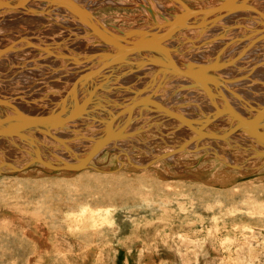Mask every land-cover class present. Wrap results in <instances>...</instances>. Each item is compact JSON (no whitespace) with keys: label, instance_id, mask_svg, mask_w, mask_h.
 <instances>
[{"label":"rangeland","instance_id":"obj_1","mask_svg":"<svg viewBox=\"0 0 264 264\" xmlns=\"http://www.w3.org/2000/svg\"><path fill=\"white\" fill-rule=\"evenodd\" d=\"M83 1L77 2L96 17L123 29L133 26L148 29L156 25L143 6L152 1L158 9L156 13L165 11L168 16V13L182 12L174 2L162 10L164 0ZM182 1L191 10H205L222 0ZM35 3L29 4L37 9L35 12L15 7L0 10L4 12L0 15V39L6 38L7 43L13 42L11 39L19 40L25 28L28 31L36 28L40 32L45 29L48 34L58 35L59 31L53 29L57 28L56 23L53 25L48 20L45 25L44 18L38 15L49 9ZM56 14L58 18L53 17L54 20H72L68 14L63 17ZM235 17H229L230 24L219 31V38H211L217 49L223 46L222 43L229 44L247 32L236 29L241 22ZM163 18L157 17L158 21L164 22L167 17ZM251 19L248 20L251 22ZM182 26L186 28V25ZM185 28L177 37V40L183 37L179 42L184 39L180 45L190 36L192 39L195 33L187 36ZM251 32L256 34L255 30H250L249 34ZM261 32L258 30L257 33ZM35 36L44 38L41 34ZM204 38L199 42L201 45ZM174 46L165 47L168 51L176 50ZM179 51L192 53L185 47ZM4 80L7 85H14L13 79L5 76ZM245 81L250 84L252 80ZM196 108L203 110V107ZM182 110L185 109L177 108L169 118H178L177 124H183L186 132L179 129V133L140 134L136 137L138 141L133 142L145 140L142 143L144 149L139 151L136 144L128 143L124 149L127 156L151 162L155 159V148L159 151L172 148L170 150L174 151L179 147L181 150L193 135L189 131L197 132L195 129H198V125H189V122H199L193 111L185 110L189 117L185 121L189 122L180 123L182 117L176 113ZM209 125L208 122L199 124ZM176 134L181 135V140ZM182 136L187 137L186 142ZM7 141L0 139V264H264V164L258 163V158L248 156L250 148H243L246 146L243 142L224 149L222 144H211L212 140H206L211 145L209 151L224 149L223 159L230 161L233 158L230 162L239 164L235 168L223 163L224 160L221 162L215 154L202 153L205 152L202 147L206 145L201 140L202 143L198 141L191 151L182 152L186 146L180 151L182 155L160 159L144 169L122 162L117 154L107 149L89 159L86 169L78 171L35 163L17 172H7L5 163L20 164V158L16 159L17 145ZM28 145L24 143L19 147L22 157L26 155L25 148L32 150ZM67 154L64 157H69ZM41 155L46 154L41 151ZM201 156L203 158L199 159Z\"/></svg>","mask_w":264,"mask_h":264},{"label":"bare ground","instance_id":"obj_2","mask_svg":"<svg viewBox=\"0 0 264 264\" xmlns=\"http://www.w3.org/2000/svg\"><path fill=\"white\" fill-rule=\"evenodd\" d=\"M73 1L79 4L77 2L78 0ZM223 1L225 0H222L221 3ZM0 2H8V4L0 6V10L15 7L16 9H27L31 12H35L37 9L29 4L37 2L35 3L38 4L36 6L49 9L38 13L39 17L44 18L45 25L48 20L52 24L55 22L57 28L53 29L59 31L58 35L54 36L52 33H46L45 29L42 28L41 32L38 29L36 30V28L34 31H28L25 28V33L20 36L21 38L19 40L11 39L13 42L9 41L10 44L7 43L6 38L4 40L3 38L0 39V95L2 96L0 97V101H5L11 106L8 107L0 104V127L4 128L23 121V115L49 118L54 115L65 116L71 114L72 117L70 121L64 122L54 128H49L48 134L40 132L35 127L22 129L19 135H6L3 133V130H0V139L8 140L7 142L10 141V143L18 147V150H16L17 154H15L16 159L17 157L18 159L20 158V164H16V167L20 168L19 170L23 169L26 163L37 157L43 161L53 162L57 165L64 163L76 164L92 150L97 140L104 136L107 123H109L111 129L118 131V134L100 145L90 159L100 155L104 150L110 149L117 154V157L122 162L130 164L137 169H144L149 164L158 162L160 159L182 155L180 151L183 148L187 146L182 151L187 152L195 144L198 145V141L202 140L206 145L202 147L203 150H201L205 151L202 153L209 152V154H215L220 161L224 160L223 163L228 166L230 165L235 168L239 167V164L236 165L234 162H230L233 158L230 161L223 159L224 155L222 150L227 146L235 144L241 145L242 142L246 145H242V147L244 146L243 148L247 146L250 148L248 156L258 158V163L264 164V121L261 123L258 119L264 113V0L247 1L248 4L257 7L260 14L243 10L231 13L215 21H210L212 17L203 18L200 15H195L188 18L185 22L184 17H181L180 14L186 12L185 7L187 5L182 0L163 1L162 10L169 6L168 4L174 2L179 5L180 11H182L177 15H169L168 13V16L165 11L159 10L156 13L157 8L152 1L148 5H143L151 16L150 20L156 24L148 29L139 26L125 29L123 27L117 28L116 25L113 26L105 22L102 18L96 17L89 11L90 9L84 8L91 14L92 22L97 27H105L109 31L124 37L126 40L130 39V41L137 38L138 31L139 34L140 32L158 34L171 27H177L179 23L180 26L183 24L186 25L188 30L187 36L195 32L194 35L192 34V39L190 36V39H186L185 44L180 45L184 39L179 42L183 37L177 40L181 30L176 31L172 36L169 35L166 38L156 39L153 44L155 47V49H152L153 51L129 52L121 60H117L109 65L103 63L104 61L102 62V57L104 58L106 56L107 58L110 54H115L118 48L102 40L87 25L81 23L71 11L60 6L55 0H0ZM219 4L220 2L212 7ZM27 10H25V13L28 12ZM49 11L52 12L50 13ZM56 13L60 14V17L68 14L72 20H63V18L54 20L53 17L55 19L58 18ZM1 14H4V12L0 11ZM232 15L236 16L235 19L241 22L239 26L237 24L239 21L236 23V26H238L236 29L247 30L248 33L246 32L247 34L240 35L237 39L230 41L229 44L222 43L223 46L217 49L216 43L214 42V46L212 42L214 39L211 38L216 39L220 37L219 31L224 26L230 24L229 17ZM162 16L167 18H165L164 22L158 21L157 17L162 19ZM250 18H252L251 22L248 20ZM231 21L233 23V20ZM229 27L232 26L229 25ZM250 27L252 28L250 29ZM250 30H255L256 34H254L255 32L249 34ZM258 30H262V34L257 33ZM184 32L186 31L184 30ZM128 33L134 35L131 37L132 39L127 38ZM34 34H41L44 38H39V36H35L36 38H34ZM232 34L234 33L232 32ZM204 36V41H202L203 45H201V38ZM13 37L15 38V36ZM174 44L176 50L168 51L166 47ZM184 47L186 50L192 51V53L179 51V49H184ZM215 51L216 53H214ZM237 55L240 56L233 63L213 72L220 81L218 86L213 84L215 87L213 102L209 94L213 97L214 91L211 92L209 89L210 92H206L200 86L193 85L195 80L184 74H161V72H157L156 67L151 63L155 59L167 60L170 64L176 63L180 68L184 69L188 67L191 72H194L198 68V65H210L216 60L219 62L229 61L237 57ZM94 71L96 72L93 73ZM5 76L7 79L14 80L13 86L11 84L7 85V82L4 80ZM85 78L87 80L82 82ZM241 78L244 81L245 79L252 81H250V84H246V81L244 82ZM72 96H74V100L71 98ZM121 98L123 102L115 101V99ZM145 102L148 105H145ZM200 102L201 105H198ZM225 102L235 111L236 118L234 119H239V121L219 116L208 121V124L210 123L209 127L199 126L198 124V129L194 128L197 132H192L188 129L193 135L187 142V133L185 136L186 139L182 136V140H185L184 142L186 143L182 141L184 146L182 145L181 150L178 147L172 151L173 149L170 147L173 146L170 145L168 146L172 150H163V148V151H159V149L157 150L155 148L157 150H155V159L151 160V162H148V159L140 161L139 159L128 157L124 151L125 145L127 144L128 146V143L136 144L139 147V151L144 149L142 143L145 140L139 139V142H133L138 141L136 137L140 134L152 132L163 134L166 131L171 132L183 129L182 127L184 125H178L176 122L178 118L175 119L176 117H174V119H170L168 113L156 110V106L169 109L171 111L170 113H173L179 107L186 111L191 110L196 115L197 120L200 121L209 112L215 110L214 106L221 108V106L226 104ZM200 106L203 107V110L201 109L202 111L196 108L199 107L200 109ZM205 106L208 108H205ZM185 110L178 111L176 115L182 117L181 119L183 120L188 119L189 117L186 116L185 113L187 112H184ZM119 111L122 113L118 114ZM188 115L190 114L188 113ZM11 117H15L16 119H12ZM179 121L180 123L183 122L181 120ZM186 121L189 122V120ZM244 122H248V124H243ZM162 125L164 128H161ZM186 130L187 128L182 131L186 132ZM251 130L255 131L251 132ZM177 133L179 132L177 131ZM178 138L176 140L180 139ZM161 139L163 138H159V140ZM206 140H212L211 144H222L220 146L224 149L221 151H209L208 147L211 145ZM239 140L241 141L240 144ZM52 141L54 144H52ZM24 143H28L29 148H32V150L29 151L27 149L28 147L25 146L27 147H24L27 156L22 157L21 152H19V147H23ZM166 143L168 144V142ZM146 146L148 145L145 144ZM248 147L246 148L247 150ZM41 151L46 155L42 156ZM67 153H69V157L67 156L66 158L64 156ZM200 158L202 159L203 157L201 156ZM35 163L39 164V162H32V164ZM241 167L245 168L244 166Z\"/></svg>","mask_w":264,"mask_h":264},{"label":"water","instance_id":"obj_3","mask_svg":"<svg viewBox=\"0 0 264 264\" xmlns=\"http://www.w3.org/2000/svg\"><path fill=\"white\" fill-rule=\"evenodd\" d=\"M25 1H28V0H25ZM55 1L58 2L60 6H63L67 10L71 11L81 23L87 25L93 31V33L99 35L102 38V40L111 44L113 47L118 48L115 54H110L109 57H107L108 59L106 58V56H104V58L106 59L102 57L103 59L102 62L104 61L103 63H105L106 65L113 64L117 60H121L129 52L131 53V52H138V51L140 52L141 51L142 52L153 51L152 49H155L153 44L156 39L166 38L169 35L172 36L174 32L179 31L184 28V26H180V27L174 26L158 34L148 33V32H140L139 34V31H138L137 35L139 37L137 36L135 40L130 41V39L126 40L124 37L109 31L105 27H97L92 22V19L90 17L91 14L87 12L86 9L82 8L79 4H77L75 1L73 0H55ZM247 1L248 0H225L219 5L206 9V10H191L188 7H185L186 12H183L181 16L184 17V22H185L188 20V18H191L192 16H195V15H200V17H203V18L212 17V20L210 19V21H215L231 13H235V12L243 11V10L253 11V12H257L260 14V11L258 10V8L251 4H248ZM5 4H8V2H5V3L0 2V6L5 5ZM12 4H15V3H12ZM133 36H134L133 34L128 33L127 38H131ZM239 56L240 55H237V57L229 61L219 62L218 60H216L214 61V63L210 65H204V66L198 65V68L194 72H191L188 67L182 69L176 63L170 64V62H168L167 60L155 59L153 62L151 61L149 62H151L156 67L157 72H161V74H164V73L178 74L179 73L182 75L184 74L186 76H190L192 79L195 80V83L193 85L200 86L206 92H210V91L212 92L214 91V88H215L213 84L218 86L220 83V81L217 79V76H215L213 72L215 70L221 69L223 66L230 65L231 63H233L235 59H238ZM95 72L96 71H94L93 73ZM86 80L87 78L83 79L82 82H85ZM214 94H215V91L213 92V97L212 95L209 94L211 101L214 98ZM71 98H73L74 100V96H72ZM225 103L226 104L221 106V108H217L216 106H214L215 110H213L212 112H209L203 119H201L197 123L190 122V125L191 124L192 125L193 124L203 125V123H207L208 121H211L219 116H224L225 118L228 117L231 120L233 119V120L239 121V119H234L236 118L235 111L231 108V106L227 102ZM0 104L11 107L8 103L2 100L0 101ZM146 104L147 103L145 102V105ZM156 110L164 111L168 114H170L171 112L169 109L161 108V106H156ZM120 113L122 112L119 111L118 114ZM23 117H24L23 121L17 122L15 124H12L11 126H7L4 128L0 127V130H3V133L6 135H14V134L19 135L22 129H25L28 127H35L39 129L40 132L44 134H48L49 128H54L64 122L72 120L71 114L65 115V116L64 115L62 116L54 115L49 118L48 117L38 118L35 116H27V115H23ZM11 118L16 119L15 117H11ZM258 119L262 123L264 121V113ZM179 120L183 121V123L185 124L186 123L188 124V122L183 119H179ZM243 124H248V122H244ZM255 130H251V132H254ZM117 134H118V131H114L113 129H111L109 126V123H107V125L105 126L104 136L101 137L99 140H97L92 150L84 158H82V160L78 161L76 164L64 163L62 165H57V164H54L53 162L51 163V162L43 161L42 159L37 157V158L32 159L30 162L26 163L23 167L24 168L28 167L30 164H32V162H39L51 168H61V169H68V170H75V171L84 169L87 167V161L95 154L98 147L104 144L110 138L115 137ZM5 164L8 169L7 172H17L20 169L11 163H5Z\"/></svg>","mask_w":264,"mask_h":264},{"label":"crops","instance_id":"obj_4","mask_svg":"<svg viewBox=\"0 0 264 264\" xmlns=\"http://www.w3.org/2000/svg\"><path fill=\"white\" fill-rule=\"evenodd\" d=\"M41 62H42V61H41ZM53 63L55 64V62H53ZM128 96H129V95H128ZM0 97H2V96L0 95ZM121 99H122V98H121ZM121 99H115V101H116V100H118V101H122L123 99H122V100H121ZM52 144H54L53 141H52Z\"/></svg>","mask_w":264,"mask_h":264}]
</instances>
